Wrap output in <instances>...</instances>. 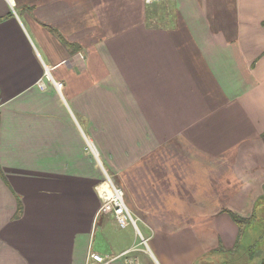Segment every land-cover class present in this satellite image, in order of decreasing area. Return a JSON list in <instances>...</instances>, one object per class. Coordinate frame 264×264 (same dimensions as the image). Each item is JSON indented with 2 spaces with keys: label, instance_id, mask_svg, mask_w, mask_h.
I'll return each mask as SVG.
<instances>
[{
  "label": "crops",
  "instance_id": "obj_1",
  "mask_svg": "<svg viewBox=\"0 0 264 264\" xmlns=\"http://www.w3.org/2000/svg\"><path fill=\"white\" fill-rule=\"evenodd\" d=\"M0 168V264H250L264 0H0Z\"/></svg>",
  "mask_w": 264,
  "mask_h": 264
},
{
  "label": "built area",
  "instance_id": "obj_2",
  "mask_svg": "<svg viewBox=\"0 0 264 264\" xmlns=\"http://www.w3.org/2000/svg\"><path fill=\"white\" fill-rule=\"evenodd\" d=\"M166 1L169 0H144L146 4ZM38 85L40 88L43 87V83H39ZM59 86L60 84H56V87ZM88 146L91 149V145L88 144ZM98 193L101 198L99 213L112 215L121 228H125L129 225L135 226V222L125 205L123 190L113 182L109 175L105 174V181L98 189ZM141 243L146 245V240L141 238ZM118 257L117 255L104 258L97 253H89L85 264H109ZM128 264L133 263L129 260Z\"/></svg>",
  "mask_w": 264,
  "mask_h": 264
},
{
  "label": "trees",
  "instance_id": "obj_3",
  "mask_svg": "<svg viewBox=\"0 0 264 264\" xmlns=\"http://www.w3.org/2000/svg\"><path fill=\"white\" fill-rule=\"evenodd\" d=\"M0 177L3 178V175L1 173V168H0ZM20 210H21V205H20V202L18 201L16 215H18L20 213ZM231 217H232V220L234 221V223L238 227H240L242 229H243V227L245 229L246 225L249 223V220L248 219L238 217V216H236V215H234L232 213H231ZM247 234H248V232H245L243 230L242 238L244 236H246ZM260 241H264V234H263V236L261 238L258 239V242H260ZM238 243H239V239L237 241V245L240 246V247H242V242H240V244H238ZM246 246L247 245H245V247ZM256 247H257V244H256V246H255V244H251L248 247L249 253L246 254V257L249 260L250 264H264V247H263L262 251L258 250ZM237 254H239V253L236 252V255Z\"/></svg>",
  "mask_w": 264,
  "mask_h": 264
},
{
  "label": "rangeland",
  "instance_id": "obj_4",
  "mask_svg": "<svg viewBox=\"0 0 264 264\" xmlns=\"http://www.w3.org/2000/svg\"><path fill=\"white\" fill-rule=\"evenodd\" d=\"M82 128H85L84 125L82 126ZM260 214L264 215V207L260 208ZM247 226H248V228H247L248 234L241 239V242L244 243L245 245H247L248 247L251 244H255V246L257 244L256 248L258 250L262 251V249L264 247V241L258 242V239L261 238L264 234V217L261 218V220L258 219L256 223L248 224ZM98 234L99 233H98V229H97V233H96V237H95L96 243L102 242V237L98 238Z\"/></svg>",
  "mask_w": 264,
  "mask_h": 264
}]
</instances>
